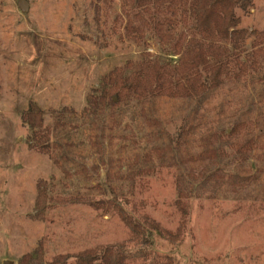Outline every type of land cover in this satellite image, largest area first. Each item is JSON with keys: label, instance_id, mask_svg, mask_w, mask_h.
Here are the masks:
<instances>
[{"label": "rangeland", "instance_id": "374dc122", "mask_svg": "<svg viewBox=\"0 0 264 264\" xmlns=\"http://www.w3.org/2000/svg\"><path fill=\"white\" fill-rule=\"evenodd\" d=\"M132 15L127 0H0V264H264V60L199 96L103 109L115 70L178 61L151 29L125 36ZM241 28L264 33V1Z\"/></svg>", "mask_w": 264, "mask_h": 264}, {"label": "trees", "instance_id": "16d2710c", "mask_svg": "<svg viewBox=\"0 0 264 264\" xmlns=\"http://www.w3.org/2000/svg\"><path fill=\"white\" fill-rule=\"evenodd\" d=\"M259 1L264 0H127L133 15L125 25V36L138 41L147 29H151L158 34L163 47H172L173 56L178 57V61L163 63L160 59H146L135 65L129 64L133 69L129 76L115 70L105 82L101 97L103 109L133 97L199 96L221 87L227 76L236 75L237 69L241 74L250 68H259V59L264 60V43L253 42L249 60L243 63L241 58L251 37L264 38V33H249L241 28L244 17ZM189 17L194 21L193 31L187 38H178L176 31L180 19L186 21ZM183 134L184 128L181 127L171 137L172 143H179ZM121 215L141 246L152 244L151 231L126 211H121ZM93 254L85 252L75 258L59 256L49 263L33 264H69L74 260L81 262L97 257ZM164 258L167 263L174 264L172 258Z\"/></svg>", "mask_w": 264, "mask_h": 264}, {"label": "water", "instance_id": "95a60500", "mask_svg": "<svg viewBox=\"0 0 264 264\" xmlns=\"http://www.w3.org/2000/svg\"><path fill=\"white\" fill-rule=\"evenodd\" d=\"M19 7L21 8V12H25L26 10H27V8H28V5L24 2V1H21L20 3H19ZM5 264H10V263H5Z\"/></svg>", "mask_w": 264, "mask_h": 264}]
</instances>
